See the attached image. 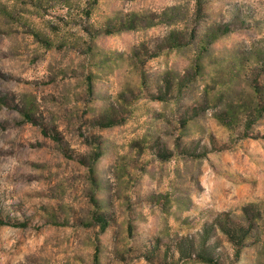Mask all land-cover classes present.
Instances as JSON below:
<instances>
[{
    "label": "rangeland",
    "instance_id": "374dc122",
    "mask_svg": "<svg viewBox=\"0 0 264 264\" xmlns=\"http://www.w3.org/2000/svg\"><path fill=\"white\" fill-rule=\"evenodd\" d=\"M262 105L264 0H0V264H264Z\"/></svg>",
    "mask_w": 264,
    "mask_h": 264
},
{
    "label": "trees",
    "instance_id": "16d2710c",
    "mask_svg": "<svg viewBox=\"0 0 264 264\" xmlns=\"http://www.w3.org/2000/svg\"><path fill=\"white\" fill-rule=\"evenodd\" d=\"M257 111H258V114L261 115V113L264 111V105L260 106ZM106 122L107 124H111L112 123L111 117H108L106 119ZM96 217L98 221L101 223L102 227L104 228L107 223V220L105 219V217L102 214H97ZM7 223H8L7 221H5L3 218L0 217V224H7ZM11 224L23 225L24 222H15ZM196 256L200 258L202 261L207 262V263H213L215 261L213 256L210 253L204 252V249H202L200 252H196Z\"/></svg>",
    "mask_w": 264,
    "mask_h": 264
}]
</instances>
